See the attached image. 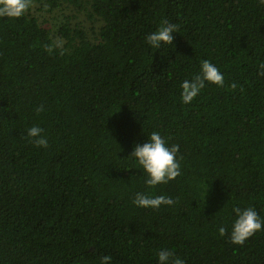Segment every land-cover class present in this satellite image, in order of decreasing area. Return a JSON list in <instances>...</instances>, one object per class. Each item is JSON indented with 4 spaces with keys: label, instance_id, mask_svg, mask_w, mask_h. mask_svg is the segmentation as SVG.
Returning <instances> with one entry per match:
<instances>
[{
    "label": "trees",
    "instance_id": "1",
    "mask_svg": "<svg viewBox=\"0 0 264 264\" xmlns=\"http://www.w3.org/2000/svg\"><path fill=\"white\" fill-rule=\"evenodd\" d=\"M163 19L178 32L154 50L144 38ZM52 40L63 55L45 51ZM202 59L225 84L183 104ZM262 64L257 0H32L0 18V264H157L162 248L186 264H264V231L243 245L217 231L232 204L264 217ZM151 131L181 157V175L151 189L175 201L158 209L132 203L149 189L128 156Z\"/></svg>",
    "mask_w": 264,
    "mask_h": 264
},
{
    "label": "clouds",
    "instance_id": "2",
    "mask_svg": "<svg viewBox=\"0 0 264 264\" xmlns=\"http://www.w3.org/2000/svg\"><path fill=\"white\" fill-rule=\"evenodd\" d=\"M260 6H264V0H257ZM32 6V0H0V18L17 19L26 15ZM178 32V26L170 24L166 19L161 20L159 26L146 34V45L154 50H159L162 44H173V33ZM49 54L56 49L63 55V42L52 40L44 46ZM264 69V64L260 66ZM264 75V71L260 73ZM206 84H215L223 87L225 84L224 73L210 60L202 59L199 62V71L190 79L180 83V100L183 104H190L206 87ZM231 87L236 88L233 83ZM34 111L39 115L45 111L43 104L37 106ZM27 138L37 148L48 147V137L39 124H33L26 129ZM143 142H134L132 151L128 157H132L134 163L142 169L144 184L149 191L136 192L132 203L138 208L158 209L161 206H172L175 201L167 195H156L151 189L161 184H167L181 175L180 146L170 144L168 139L159 131H151L146 134ZM209 191L206 193V197ZM205 197V198H206ZM227 211V208L224 209ZM233 216L230 230L222 224L218 226V234H227L230 242L235 245H243L246 240L259 231H264V217H261L252 206L240 207L231 205L229 213ZM157 264H186L184 258L175 256L173 251L166 248L160 249L156 254ZM111 254L100 257V264H111Z\"/></svg>",
    "mask_w": 264,
    "mask_h": 264
}]
</instances>
